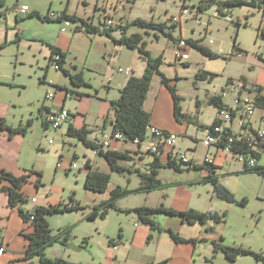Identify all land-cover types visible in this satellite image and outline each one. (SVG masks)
<instances>
[{
    "label": "rangeland",
    "instance_id": "374dc122",
    "mask_svg": "<svg viewBox=\"0 0 264 264\" xmlns=\"http://www.w3.org/2000/svg\"><path fill=\"white\" fill-rule=\"evenodd\" d=\"M130 2H135V0H5V4L1 6L5 13L0 16V116L4 117L6 123L13 128H27L25 135L20 133L14 135L12 146L16 149V158H20V162L28 170L34 169L35 166L37 170L43 172L41 188L38 193H35V196L42 202L41 204L63 202L65 205L78 200L84 207L82 210L57 212L47 216L49 225L55 233L62 227L71 226L73 230L68 246L55 243L45 249L46 256L51 259L61 258L70 264H145L152 260L160 262L166 258H170L169 264H264V260L258 261L250 254H240L236 261H230L223 250L214 253L207 250L205 246L195 251L194 244L176 243L170 238L168 232H159L141 223L134 212L124 213L112 210L105 219L90 218L93 205L108 198L109 191L100 193L85 187L87 174L85 163L91 157L93 161L99 163L101 168L104 169L107 166L99 162L103 159L98 158L92 148L86 147L80 139L66 135L68 128L66 124L56 130L43 129L42 119L39 118L38 113L43 103L52 105L54 101V99L46 100L47 93L54 91L55 85L60 86L61 92L67 88L78 90L81 87L74 86L62 70L55 69L53 63L49 66L50 55L48 53L52 50L51 45H54L55 38L61 34L65 39L75 37L72 48L70 51L67 50L68 66L73 62L84 69L81 70L86 80L89 77L88 69H90L91 80L99 83L102 82V78L97 70L113 54L109 51L104 59L105 43L107 41L108 45H112V42L107 36L102 37L98 33L87 34L83 31H76L75 23L66 25L67 31L63 33L61 22L44 21L38 16L29 17V14L38 10L43 16H48L51 11L61 14L66 10L84 16L87 20L89 19V22L101 28L109 26L108 19L112 18L114 21L112 27L115 28L119 24L124 25L138 17L149 21L164 22L172 15L180 14L184 0H137L129 8ZM198 2L199 0H187L192 10ZM21 5L30 8L26 17L18 14L17 7ZM122 5L126 8L116 12L115 9ZM217 12L215 6L204 11L201 17L202 25L195 22L191 18L192 15L188 14V22L186 17L183 18L185 24L183 33L192 35L191 27L195 28L196 36H200V31H202L201 37L204 40L201 42L205 46L208 45L209 49L218 53L220 57L210 59L192 48L190 49V67L186 68L184 65L178 67L179 74L187 78L181 86L187 90L185 92L187 96L181 104L185 110L192 111L197 107L196 102L200 99L202 101L199 107L201 109L199 111L200 121L206 124L212 122L217 112L214 105L206 103L208 93H220L231 79L233 81L245 79L244 81L249 84L264 85V37L261 34L258 36V28L264 27V11L259 8H250L247 5H237L232 9L231 18L217 16ZM16 15L22 16L20 22L16 19ZM238 21L241 27L237 30ZM208 22H211V32L205 36L202 27ZM131 28L134 30L133 27ZM18 31H21L23 37L16 41ZM113 32L117 36L121 34L120 30ZM236 33L240 53L232 50ZM174 35L180 36V29H176ZM162 39L160 46L163 45L165 38ZM122 48L128 50L126 45ZM167 58L168 62L172 61L171 55ZM168 64L165 67L166 70L174 73L173 65ZM120 67L127 68L128 66L118 68ZM198 68L214 71L217 76L211 84L201 82L199 91L196 92L192 81H194ZM58 82L60 84H55ZM100 88L104 90L103 87ZM77 93L76 99L80 97V92ZM62 95L63 93L60 96ZM74 98L71 96L67 98V108L75 104L76 99ZM230 99V96L226 97V100L230 101ZM258 114L264 115L260 109L255 112L254 117L257 118ZM30 119H32V124L28 126ZM254 124L258 125V121ZM237 126L238 120L234 122V127L237 128ZM187 143L184 138L177 141L178 146L187 145ZM5 145L9 146V143L6 142ZM3 159L6 160L5 156ZM238 160L230 162L232 168L242 163ZM74 162L80 166L74 168ZM126 164L132 163L128 161ZM258 165L264 166V151ZM172 172L165 170L163 174L167 175ZM35 175L33 173L29 180L36 178ZM237 178L239 177L231 179L235 184L236 191L233 192L237 201L230 203L218 200L228 206L224 209L227 211L226 222L217 225V230L223 237L221 242L228 246L252 249L264 257V175L253 172L244 174L238 180ZM139 179L136 171L131 174L114 172L110 189L117 185L135 188ZM35 187L34 180L28 181L24 190L29 194ZM146 193L137 192L122 197L118 205L124 209L145 206L150 200ZM156 202H160L158 198L154 204ZM32 203L30 199L24 206L29 208ZM170 217L168 214H160L156 216V220L164 225ZM185 227L190 228L191 226ZM25 234L22 235L25 237ZM150 234L153 236L148 239ZM111 240L116 245H111ZM16 245L21 258L4 260V264L29 263V260L23 259L28 242L16 240ZM31 261L37 264L40 257L37 256Z\"/></svg>",
    "mask_w": 264,
    "mask_h": 264
},
{
    "label": "crops",
    "instance_id": "0c3cea01",
    "mask_svg": "<svg viewBox=\"0 0 264 264\" xmlns=\"http://www.w3.org/2000/svg\"><path fill=\"white\" fill-rule=\"evenodd\" d=\"M136 1L137 0H135V2H130L128 7L129 8L132 7L136 3ZM4 4H5V0H0V16L5 13L1 9L2 8L1 6H3ZM197 5L196 6L193 5L194 6L193 9L194 8L195 9L192 10L190 8V5L187 3V0H184V3L182 5V11H184V8L186 7L189 8V11L187 13H183L182 11H180L179 15L177 16L172 15L166 20L167 24L170 26L176 23L178 24L176 29H180L181 35L177 37L174 35L176 38H178V40L176 41L166 38L161 33H159V31H156V30H149L148 32H145L144 28H139V27L134 26L133 27L134 30H132L131 28V29H128L127 31V34L129 35L135 32L142 33L144 36V41L146 42V49L151 51L154 56H157V55L159 56L162 54L164 55L163 64L161 67L162 72L165 73L166 76L172 79V84L176 85L178 94L181 95L184 99L187 96L185 93L187 92V90L185 89V87L182 88L181 86H182L184 79H187V78H184L182 75L179 74L178 71H180V69L178 67H181L180 65H184V67L186 68L190 67V64H191L190 49L194 47L188 44L186 47L182 49L181 51L182 54L178 56L176 48H175V43L179 41L182 37L186 39L189 38V39L204 40V38L201 37L203 32L200 31L201 35L196 36L194 27H191L192 35L183 33V29L185 26L183 18L186 17L187 19V17H189L188 14L190 16L192 15L191 18L194 19L195 22H197L200 25L203 24L201 17L204 11L199 12ZM68 13L73 14L72 12H68ZM194 13L198 15L195 16ZM76 15L84 18V16H81L79 14H76ZM21 17L22 16L20 15H16V19L18 21L20 20ZM47 17L50 18L49 16ZM84 19L87 20L86 18ZM87 21L89 22V19ZM19 22H18V25H20ZM187 22H188V19H187ZM210 24L211 22H208L207 25H204L202 27L204 30L205 36H207L208 32H211ZM167 30H171V28H168ZM175 30L172 29L173 34L175 33ZM16 33H17L16 36L18 37H16L15 40L17 41V40H20V38L23 37V35L21 31H18ZM99 36H102V37L107 36V38L110 39V42H112V45L111 44L108 45L107 41L105 43L104 59H105V54H108L109 51L113 52V54H111L110 56V59L106 58L107 60H105V64L99 70H97L99 75L102 78V82L99 83L97 81H92L90 77L91 70L88 69L89 70V77L87 79V81L89 82L88 85H86L85 87L81 86L79 87L78 90L75 88L66 87L67 89L61 92L58 89L56 92V98H54L53 104L52 105L46 104L45 102V105L48 106L49 108L51 109L54 108L55 110H58L61 107H66L67 98L70 97L67 95L68 90H75L77 92H80V97L78 99H76V97L74 98L76 99L75 104L72 107H69V108L66 107L68 110L72 112L71 118L69 121L65 122L61 126V128L65 124L69 128L70 123H73L74 126L78 128L80 127L82 128L86 126L90 130L88 137L92 140H95V138H97L100 135L101 131H104V130L112 131L113 130L110 121L114 120L115 110L112 107L111 101L117 100L120 97L121 89L124 87V85L128 83V80L132 75L141 76L144 73V70H146V66H147L146 60L143 58L141 52L138 49L128 48L129 50L128 51L127 49L122 48L123 45L115 44L112 41V38L110 36L101 35V34ZM113 36L116 38H119L121 34L117 36L113 32ZM74 38L75 37H68L67 39H65L64 35L61 34L57 38H55L54 41L53 40L52 41L54 45L61 47L63 50L70 51V49L73 46ZM162 38H165V40H164L163 45H161L162 46L161 47L160 44H162V41H161L163 40ZM206 47L209 48L208 45ZM50 53H52V50L51 51L49 50L48 54L50 55ZM169 55H171V58H172V61L170 62L167 61L168 59L167 57ZM204 56L207 57L206 55ZM210 59H214V58H210ZM168 63H170V65H173L174 73L168 72L166 70L165 67L166 65H169ZM119 66L131 67L133 69L132 73L127 75V73L125 72L118 71L117 68ZM65 67H67V70L71 72H75L77 70L82 69L77 64H74L73 62H71V64L68 66V61L65 64ZM202 69L203 68H198V71H196L195 73L194 81H192L193 84L195 85L194 89L196 92L199 91L201 82L203 83L208 82L209 84H211L215 80V79L213 80L204 79L203 80V79L197 78V73ZM211 72H214V71H211ZM67 78L69 77L67 76ZM55 84H60V82L55 83ZM257 85H263V84L261 83L249 84L248 83V95L255 97L257 93H259L256 90ZM100 87H103L104 90L102 91ZM93 89H95V91H93ZM62 93L63 95L60 96ZM262 93L264 94V88L262 90ZM220 94L221 92L220 93L214 92L212 94L208 93L206 103L214 105L213 103H211L212 97L214 95H220ZM173 101L174 99L172 97L171 92L169 91L167 86L163 84L161 77L158 74H155L152 85L149 89L147 100H145V108L152 113L151 123L167 131L177 133L179 135L178 140L180 138H184L188 142L187 145L185 144V145L178 146L176 144V146L171 151H169V153L167 151L162 156V163H165L166 161H168L170 154L176 157L177 152L178 153L186 152V155L189 157V159L193 161V163L200 164V165H204V164L206 165L207 164L205 163L206 158L211 157L213 159V162L210 164L208 163V165L213 166V168L215 169V172H216L215 175L218 177V181L224 186H226L227 188H229L230 191L232 192L236 191L234 187L235 184L234 182L231 181V179L233 177L241 178L244 174L246 175L248 173H253V172H245L244 168H245L246 162L244 160H238V161H241L242 163H240V165L237 166L236 168H232L231 163L232 161L237 159L236 157H233L227 151L218 149L216 145H207L202 141V138L204 135L203 127L211 125L215 121L216 117H218L217 106L214 105L217 108V112L214 115L212 122L209 124L202 123L200 121L201 113L199 111H201V109L199 107L202 102L200 99L196 102L197 107L192 111H187L182 106L183 112L189 118L187 119L186 117H183V121L179 122L175 119ZM258 109L262 110V112L264 113V109L260 107H258ZM46 113H48V111L45 110L44 113L40 114V111H39L38 114H39V118L42 119V125L44 127L43 129L48 131L51 127L48 125V123H46V125H44L43 123V119L44 118L46 119ZM254 116L253 118L250 119L251 121L250 123L245 122L243 126L239 125V119H238L239 117L233 118L232 120L233 122L227 123V125L233 132L235 133L244 132L247 135L251 131L250 125L252 124L253 126H256L254 123H256L257 121L259 122V118L261 117L259 114L257 115V118H255ZM106 117H108V123H105ZM236 120H238L237 128L234 127V122ZM263 129H264V123H263ZM62 134H65V133L62 132ZM14 135H16V133L13 134V136H10L7 130L0 128V167H3L6 170L12 171L15 174L22 175L23 173H25V170L27 168H25V165H22V163L20 162V158L18 159L16 158L17 157L16 149L14 146H12V142L15 139ZM66 135H67V129H66ZM6 142L9 143V146L5 145ZM103 149L104 150L110 149L113 151H125V152L131 151L133 160H131L130 163L132 164H125V163L124 164L132 172H135L137 168H140L141 170L144 171L145 163L152 160V156L148 153L143 154L141 157H137L136 155H134L133 153V151L135 150L134 144L130 142H126V141H113L111 146L105 147ZM93 150L95 151V149ZM95 152L97 153L98 158L103 159V161H99V162L103 164V166L105 164V166L107 167H105L104 169L101 168L99 163H97L96 161H93L92 158L89 157L87 161H89L91 167L95 168V170L110 172L113 175L110 169V166L108 162L106 161L107 159L103 155H101L98 151H95ZM4 156L6 160L3 159ZM177 160L179 161V159ZM182 167H186V165L183 164ZM208 167H203L201 169L194 168L192 170L184 169L183 171H177L170 167H162L160 169L159 178L162 181L163 186L161 189L156 190V191L147 192V193L143 192V193H146V195H148V197L150 198V200L148 201V203H146V205L155 207V206H159L163 201L167 206H169V208H173L176 210L186 211L190 208H193L201 212H207L213 209L214 211L221 213V214L223 212L227 213V211L224 209H226L228 206L224 205V203L221 202L224 199L219 198L215 194L213 183L203 181L205 180L206 177H209L211 175V172ZM34 169L36 171H41V170H37L35 166H34ZM165 170H170L173 172L165 175L163 174ZM88 171H89V168L87 167V173ZM128 173L131 174V172H128ZM239 178H237V180ZM126 179H128V181L130 180L129 177H127ZM139 185H140V179L136 187H138ZM202 186L206 188H201ZM40 188L41 186L39 187L36 186L35 188H32L33 191L30 192L28 195L30 199L34 196L37 199V202L36 203L33 202L29 208L28 207L26 208L24 206L25 209H32L35 206L44 205V204H41L42 202H40L39 198L35 196V193L36 192L38 193ZM24 192L26 191L24 190ZM157 198L159 199L160 202H156V204H154ZM218 200H221V201H218ZM224 201L229 202L226 200ZM225 222H226L225 219L221 222H217L214 220V218H210L209 221L204 225H199V223L190 225V224L185 223L181 216H171L165 221L164 225H162L160 222L158 223L162 225L164 228H169L175 232L180 233L184 238L196 239L195 242H190L194 244L195 251L196 249L206 246L207 250L213 251L215 253L214 241L218 242V241H221V238H223L217 230V225L225 223ZM185 226H191V227L189 228ZM33 231H34L33 224L31 222L23 221L18 213V210L13 209L11 206H9L8 194L5 193L4 191H0V247L4 249L3 253L0 252V264H4L3 263L4 260L10 261L12 259L18 260V258H21L20 253L17 252L16 240L19 242L21 241L28 242V239L26 238V236L24 237L22 234L31 233ZM166 259L170 261V258H166ZM207 260L208 258H206V261Z\"/></svg>",
    "mask_w": 264,
    "mask_h": 264
},
{
    "label": "trees",
    "instance_id": "16d2710c",
    "mask_svg": "<svg viewBox=\"0 0 264 264\" xmlns=\"http://www.w3.org/2000/svg\"><path fill=\"white\" fill-rule=\"evenodd\" d=\"M237 5H247L250 8L262 9L264 11V0H199L198 3V10L200 11H207L209 8L215 6L217 8V15L219 16H227L231 18L232 9L234 6ZM39 16V18L43 19L44 21H53V18H48L47 16H43L39 11L35 10L29 14V17ZM63 19H69L71 22L75 23L76 31H83L87 34L98 33L101 35H108L112 38L115 44L126 45L129 49H138L143 58L146 60L147 66L146 70L141 76L132 75L128 83L124 85L121 89L120 97L117 100L111 101L112 107L115 110L114 120L110 121L113 133L122 132L128 141L134 140L136 137H140L142 140L145 138V134L147 128L151 123V116L152 113L145 108V100H147V96L149 93V89L152 85L153 78L155 74H158L161 77L163 84L167 86L169 91L172 94L174 99V113L175 119L179 122L183 121V117L187 115L183 112V108L181 105V101H183V97L178 94L176 85L172 84V79L166 76L165 73L162 72V64L164 55H157L154 56L151 51L146 49V42L144 41V36L142 33L135 32L131 35L127 34L128 29L131 27H139L144 28L145 32L149 30H156L159 31L163 36L169 38L170 40H178L172 33V29H176L178 24L168 25L166 22L159 23L158 21L154 20H145L144 18L138 17L133 21L127 22L124 25L119 24L117 27L104 26L99 27V25L94 24L92 22H88L83 17H80L76 14H69L66 10L61 13V18L59 21L62 22ZM238 27H241L240 21L237 23ZM171 28V30H167ZM120 30L121 36L116 38L113 36V31ZM262 35L264 37V27L258 28V36ZM200 39H187V42L190 46L198 49L204 55L209 58H216L220 57L218 53L213 52L208 47L204 46ZM52 53L49 56V66L50 63L57 61L60 65V70H62L72 81L74 86H86L89 82L85 79L82 70H77L75 72H71L67 70L65 64L67 63V50H63L61 47L56 45H51ZM233 52L240 53L241 49L237 46V33L234 37V42L232 44ZM55 55L59 56V59H55ZM217 76V73L207 71V70H200L197 73V78L199 79H209L213 80ZM245 80V79H244ZM57 89L60 88L59 85H55ZM263 85H257L256 90L259 92L257 93L256 105L262 109H264V94L262 93ZM211 103L217 106L218 109L223 108V98L220 95H214L211 99ZM49 111L50 108L42 104L40 108V114L44 113V111ZM191 121V120H189ZM44 125H46L47 121L43 119ZM105 123H108V117L105 118ZM32 119L28 121V126H31ZM0 128L5 129L9 132L10 136H13L15 133L25 134L27 131L26 127H15L9 126L6 123L4 117H0ZM231 134L234 132L230 129ZM90 130L88 127H75L73 123H70L69 128H67V135L70 137H75L80 139L84 143L85 146L95 149L101 155H103L107 160L112 173H126L132 171L125 166L128 161L133 160V156L131 155V151H113V150H104L103 148L96 145L95 141L90 139L89 136ZM243 148V146H242ZM242 148L241 151H242ZM247 146H244V150ZM262 148L259 152H255L258 160H260L262 156V152L264 151V143ZM238 147L234 148V151L237 150ZM245 172H257L260 175H264V166L256 165L255 167H249L247 165V161H245ZM125 163V164H124ZM86 166L89 168L88 173L85 177V187L88 190H93L94 192H106L109 191L108 198L102 200L99 204L93 205L92 212L90 213L89 217L93 219L103 218L105 219L107 215L112 211L124 212V213H136L139 217L141 223L145 225H149L153 230L162 232L168 231L171 235V238L177 242L183 243H190L195 242L196 239L193 238H184L180 233L173 231L169 228H164L160 225L157 220L156 216L160 214H168L169 216H181L185 223L193 225L199 223V225L206 224L210 218H214L215 221L221 222L223 221L227 213L223 212L218 213L213 209L207 212H201L197 209L190 208L186 211L184 210H176L173 208H169L165 203L160 204L159 206H137L134 208H122L118 206V201L122 197H126L132 193H143V192H150L152 190H159L162 188L163 183L160 180V169L162 167H170L177 171L185 170H192L194 168H203L208 167V163L205 166L200 164H195L191 160L189 163H185L183 161H178L176 157L173 155H169L168 161L162 163V157H157L151 162V167L147 170H141L140 168L136 169V172L139 174L140 177V185L136 188H129L124 187L122 185H117L113 189H110L111 183V173L104 172L100 170H95L92 168L89 161L86 162ZM185 164L186 167H182ZM211 175L206 177L204 182H211L214 185L215 194L230 203H235L236 197L229 188L224 186L218 181V177L215 175V169L213 166L208 167ZM26 172L22 175H18L13 173L12 171L6 170L3 167H0V191H4L9 196V206L13 209H17L21 219L25 222H31L34 227V231L31 233L25 234L26 238L28 239V246L25 249V253L23 259L29 260L28 264H33L31 259L35 257H40V261L37 264H70L62 260L61 258L51 259L48 258L45 254V249L49 248L50 246L54 245L55 243H62L64 246L69 245V240L72 234L73 228L71 226L65 228H59L58 232H54L53 229L50 227L48 222V215L57 213V212H68L71 210H82L84 207L79 203V201L72 202L71 204H65L63 202H59L58 204H48V205H38L32 209H25L24 204L30 200L29 195L24 192L23 188H25V184L28 181L35 182L36 186L42 185V171H36L34 169L25 170ZM34 173V179H30L29 177L32 176ZM121 236V235H120ZM153 236L150 234L148 239ZM222 241V238H221ZM221 241H214L215 253L219 250H223L225 255L230 261H236L240 254H250L255 256L258 261L264 260V257L261 256L257 251L252 249H246L242 246H228V244H224ZM111 245H116L113 240L110 241ZM208 261V260H207ZM75 264V263H73ZM147 264H169V260L165 259L160 262L149 261Z\"/></svg>",
    "mask_w": 264,
    "mask_h": 264
},
{
    "label": "built area",
    "instance_id": "2783aa9c",
    "mask_svg": "<svg viewBox=\"0 0 264 264\" xmlns=\"http://www.w3.org/2000/svg\"><path fill=\"white\" fill-rule=\"evenodd\" d=\"M125 5L120 6L115 9L116 12L123 11ZM18 14L22 16H27L29 9L24 7V5L17 7ZM189 8H184L183 13H187ZM48 16L54 20H59L61 14H58L54 11H51ZM230 18V16L228 17ZM71 22L69 19H63L61 22L62 27L61 31H67L66 25H70ZM110 25L114 24L112 18L108 19L107 22ZM108 27V26H107ZM188 45L187 39L182 37L179 41L175 43V48L178 56H180L181 51L184 47ZM55 59L58 60L59 56L55 55ZM55 69L59 70L61 67L54 62ZM120 72H125L127 75L132 73L131 68L120 67L117 69ZM57 88L54 91L47 93L46 100H53L56 98ZM67 95L71 97H78V93L74 90H68ZM220 96L223 98V108L218 109V117L215 121L208 126L203 127V138L202 141L207 145H216L218 149H222L230 153L233 157H236L239 160L247 161L249 167H255L259 164V160L255 155V152H259L264 143V130L263 122L264 115L259 118L258 125H250L251 131L249 134L244 132H238L231 134L230 128L227 123L233 122V118L239 117V125L243 126L245 122L250 123V119L255 115L258 106L256 105L257 99L256 96L252 97L248 95V83L242 79L230 80L227 84V87L222 89ZM230 96V101L226 100V97ZM71 111L66 109V107H61L58 110H50L46 113V121L51 129H58L64 124V122L69 121L71 118ZM178 134L175 132L167 131L161 127H158L154 124H150L147 128L145 138L142 140L140 137H136L134 140L128 141L126 136L122 132L113 133L111 130L101 131L100 135L95 138V143L101 148L109 147L112 145L113 141H126L134 144L135 150L133 151L134 155L141 157L143 154L148 153L152 156V160L145 163L144 169L147 170L151 167V162L157 157H162L167 151H171L177 144ZM53 143V140H51ZM244 146L247 148L244 150ZM237 148L239 151H234V148ZM242 148V151L241 149ZM176 158L179 161L185 163L191 162V159L186 155V152L176 153ZM213 159L211 157L206 158L205 163H212ZM86 164V163H85ZM87 165V164H86ZM80 165L76 162L73 163L74 168H78ZM32 201L37 202V199L33 196ZM4 249L0 247V252L3 253Z\"/></svg>",
    "mask_w": 264,
    "mask_h": 264
},
{
    "label": "bare ground",
    "instance_id": "6f19581e",
    "mask_svg": "<svg viewBox=\"0 0 264 264\" xmlns=\"http://www.w3.org/2000/svg\"><path fill=\"white\" fill-rule=\"evenodd\" d=\"M264 123V122H263ZM264 130V129H263Z\"/></svg>",
    "mask_w": 264,
    "mask_h": 264
}]
</instances>
